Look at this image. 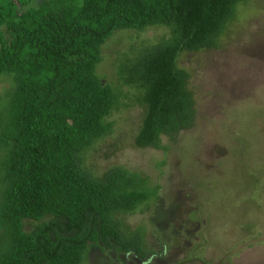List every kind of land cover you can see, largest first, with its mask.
Here are the masks:
<instances>
[{"label":"trees","instance_id":"trees-1","mask_svg":"<svg viewBox=\"0 0 264 264\" xmlns=\"http://www.w3.org/2000/svg\"><path fill=\"white\" fill-rule=\"evenodd\" d=\"M250 1L0 0V80H14L0 107V264H86L94 248L145 263L161 255L126 221L160 187L121 165L98 177L90 155L113 135V114L129 107L124 88L144 111L136 147L167 153L164 137L176 142L194 128L180 58L220 49ZM152 27L169 35L121 61L118 85L105 82L107 41Z\"/></svg>","mask_w":264,"mask_h":264},{"label":"rangeland","instance_id":"rangeland-1","mask_svg":"<svg viewBox=\"0 0 264 264\" xmlns=\"http://www.w3.org/2000/svg\"><path fill=\"white\" fill-rule=\"evenodd\" d=\"M168 35L165 27L117 31L98 74L118 85V64ZM180 66L191 74L195 127L176 142L164 137L167 153L136 147L144 111L136 92L124 88L129 107L110 118L114 133L88 162L98 177L121 165L160 187L159 198L126 221L132 230L144 228L148 249L161 255L145 263L94 248L86 264H264V0L241 7L220 49L184 53ZM13 85L11 76L1 78L0 107Z\"/></svg>","mask_w":264,"mask_h":264}]
</instances>
